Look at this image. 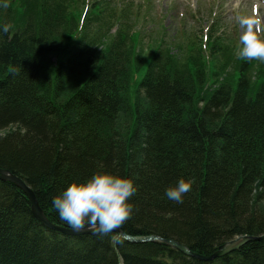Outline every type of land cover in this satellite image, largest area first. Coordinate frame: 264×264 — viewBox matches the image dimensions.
I'll return each mask as SVG.
<instances>
[{
	"label": "trees",
	"instance_id": "obj_1",
	"mask_svg": "<svg viewBox=\"0 0 264 264\" xmlns=\"http://www.w3.org/2000/svg\"><path fill=\"white\" fill-rule=\"evenodd\" d=\"M16 1L0 7V25L11 26L0 32V168L30 187L49 221L69 227L53 197L108 172L137 189L118 227L126 234L199 255L264 236V61L239 59L236 41L211 33L210 59L195 42H157L144 55L125 30L105 42L92 22L113 9L99 0L73 38L76 1ZM179 179L192 187L178 204L165 190ZM0 264H264V245L200 261L113 232L69 236L46 228L24 192L0 179Z\"/></svg>",
	"mask_w": 264,
	"mask_h": 264
},
{
	"label": "clouds",
	"instance_id": "obj_2",
	"mask_svg": "<svg viewBox=\"0 0 264 264\" xmlns=\"http://www.w3.org/2000/svg\"><path fill=\"white\" fill-rule=\"evenodd\" d=\"M8 0H0V7L7 8ZM236 21L243 30L239 37L238 58L264 61V31L258 18L237 15ZM10 25H0V32L7 33ZM192 182L179 179L175 186L165 190V196L176 203L183 202L185 193L191 191ZM137 189L132 180L108 172H96L82 182H72L52 199V207L61 221L73 231L90 230L108 235L131 217L133 206L130 198Z\"/></svg>",
	"mask_w": 264,
	"mask_h": 264
},
{
	"label": "rangeland",
	"instance_id": "obj_3",
	"mask_svg": "<svg viewBox=\"0 0 264 264\" xmlns=\"http://www.w3.org/2000/svg\"><path fill=\"white\" fill-rule=\"evenodd\" d=\"M123 2L132 3L136 7L146 4L141 8V14L146 18L137 23L138 28V24L142 27L140 48L143 53L147 52V44L152 45L159 36L162 37L161 26L166 28L163 39L172 43H177L180 38V42L186 41L190 36L195 37L196 40L201 39L204 30L210 24L212 25L209 29L214 28L215 22L217 24L215 27L219 26L227 38L232 36L231 33L239 38L243 30L236 21L237 15L258 18L261 27L264 28V4L260 3L257 13H252L251 6L255 3L252 0H123ZM76 21L71 27L76 25L78 28ZM231 28L234 30L232 31ZM260 34L263 35L264 31ZM49 60L53 63L55 56L50 55ZM2 132L0 131V134Z\"/></svg>",
	"mask_w": 264,
	"mask_h": 264
},
{
	"label": "water",
	"instance_id": "obj_4",
	"mask_svg": "<svg viewBox=\"0 0 264 264\" xmlns=\"http://www.w3.org/2000/svg\"><path fill=\"white\" fill-rule=\"evenodd\" d=\"M0 179L10 181V182L16 184L18 187H20V189L24 192V194L26 195V197L28 198V200L30 202V209H31L32 214L46 228L57 230L63 234L72 235V236L83 235V234H90V235L96 234L95 232L87 230V229L83 230V231H73L70 227L59 226V225L53 224L44 215L42 209L40 208V206L38 204V201L36 200V197H35L33 191L30 189V187H28L24 183V181L21 178H19L15 174L11 173L7 169L0 168ZM113 231H115L124 240L130 241V242H147V241H150V242L165 243V244L181 251L185 255L190 256V257L192 256L195 259L200 260V261H209V260H212L214 258L224 256V255L238 249L240 246H242L243 244H245L246 242L251 241V240L259 241V242L263 243V245H264V236H252V235L246 236V235H243V236H238V237H236V238H234L228 242L221 244L211 254L199 255V254L191 252L186 246H184V245H182V244H180V243H178L172 239L162 238V237H159V236L153 235V234H150V235H129V234L122 232L119 228H116Z\"/></svg>",
	"mask_w": 264,
	"mask_h": 264
},
{
	"label": "bare ground",
	"instance_id": "obj_5",
	"mask_svg": "<svg viewBox=\"0 0 264 264\" xmlns=\"http://www.w3.org/2000/svg\"><path fill=\"white\" fill-rule=\"evenodd\" d=\"M37 200V199H36ZM123 232V231H122ZM114 234H117L115 231H113Z\"/></svg>",
	"mask_w": 264,
	"mask_h": 264
}]
</instances>
